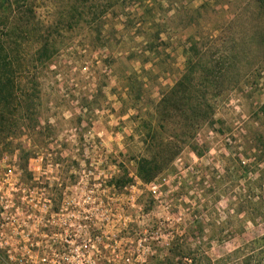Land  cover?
Here are the masks:
<instances>
[{"label":"rangeland","instance_id":"374dc122","mask_svg":"<svg viewBox=\"0 0 264 264\" xmlns=\"http://www.w3.org/2000/svg\"><path fill=\"white\" fill-rule=\"evenodd\" d=\"M74 1L0 0V42L16 32L17 80L37 90L34 120L0 144V181L4 164L14 166L2 187L12 212L42 216L52 192L71 232L102 234L96 258L87 251L72 263L264 264V45L197 135L202 155L185 147L153 181L155 196L135 177L145 153L138 123L184 72L189 38L215 53L243 0H77L84 11L71 19ZM61 12L71 27L57 26ZM45 39L48 56L38 57ZM122 173L134 181L111 186Z\"/></svg>","mask_w":264,"mask_h":264},{"label":"trees","instance_id":"16d2710c","mask_svg":"<svg viewBox=\"0 0 264 264\" xmlns=\"http://www.w3.org/2000/svg\"><path fill=\"white\" fill-rule=\"evenodd\" d=\"M76 1L66 10L71 19L84 11L80 10ZM244 1L237 5L234 16L227 21L228 33H220L214 38L212 46L216 49L215 53L201 52L195 35L189 38L190 56L184 72L162 93L152 114L138 123L145 153L135 158V177L142 183H150L166 172L185 147L198 156L202 155L197 135L204 126L214 125L218 101L226 100V90L238 87L244 79L242 71H249L256 64V49L264 45V0ZM214 2L225 4L223 0ZM203 6L205 4L195 8L197 18L191 16L189 25L200 18ZM60 17L63 19L56 22L57 26L73 25L67 18L64 19L62 12ZM246 20L249 23L244 27ZM16 38V32L12 31L6 35V40L0 42V137H4L0 138L1 147L6 145L5 139L12 132L28 125L23 121L34 120L32 109L37 90L27 84L20 87L17 80L22 65L19 60L20 44ZM49 47V41L45 39L36 50V55L47 57ZM142 91L134 93L138 101L143 97ZM263 174L264 171L256 179H261ZM133 181L134 178L122 173L111 178L109 184L125 187ZM261 239L264 240V234Z\"/></svg>","mask_w":264,"mask_h":264},{"label":"built area","instance_id":"2783aa9c","mask_svg":"<svg viewBox=\"0 0 264 264\" xmlns=\"http://www.w3.org/2000/svg\"><path fill=\"white\" fill-rule=\"evenodd\" d=\"M4 169L5 178L0 181V264H80L72 263L70 259L77 258L87 251L92 252L96 258L103 251L100 246L102 234L90 233L91 236L87 237L85 232L69 230V223L59 217L58 210L53 209L52 192H48L42 199V205L46 206L44 212L50 223L48 230L39 228L36 223L38 220H44L45 214L24 219L16 216V212H12L14 205L7 204L10 200L4 198L2 188L8 177L15 173L14 166L7 162ZM147 184L155 196L158 185L153 181ZM64 188L67 186L64 185ZM35 206L36 204L33 205ZM28 218L32 222L31 229H28Z\"/></svg>","mask_w":264,"mask_h":264}]
</instances>
